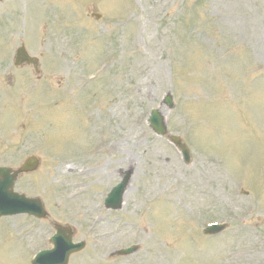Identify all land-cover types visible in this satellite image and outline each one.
Here are the masks:
<instances>
[{
    "label": "rangeland",
    "instance_id": "374dc122",
    "mask_svg": "<svg viewBox=\"0 0 264 264\" xmlns=\"http://www.w3.org/2000/svg\"><path fill=\"white\" fill-rule=\"evenodd\" d=\"M30 1L0 0V161L40 159L15 190L49 218L0 219V258L30 264L59 222L85 242L68 264H264V0H34L31 34ZM20 46L37 74L14 66ZM128 175L122 208H103Z\"/></svg>",
    "mask_w": 264,
    "mask_h": 264
},
{
    "label": "water",
    "instance_id": "95a60500",
    "mask_svg": "<svg viewBox=\"0 0 264 264\" xmlns=\"http://www.w3.org/2000/svg\"><path fill=\"white\" fill-rule=\"evenodd\" d=\"M124 185H125V184L122 185V188H121V189H123ZM119 188H120V187H119ZM119 188H118V190H119ZM120 196H121V194H120ZM116 206L119 207V203L116 204ZM114 207H115V206H114ZM215 232H216V230H215L213 233H215ZM42 260H43V259H42V255H40V256L37 258V261H36L35 264H49L48 262H46V263H45V262H42Z\"/></svg>",
    "mask_w": 264,
    "mask_h": 264
},
{
    "label": "bare ground",
    "instance_id": "6f19581e",
    "mask_svg": "<svg viewBox=\"0 0 264 264\" xmlns=\"http://www.w3.org/2000/svg\"><path fill=\"white\" fill-rule=\"evenodd\" d=\"M149 60H150V57H149ZM153 62H154V64H155V63H157V60H156V59H154V60H153ZM45 123H46V121H45Z\"/></svg>",
    "mask_w": 264,
    "mask_h": 264
}]
</instances>
